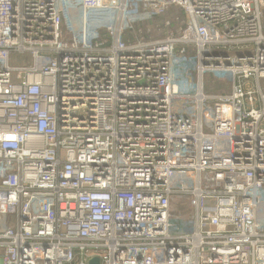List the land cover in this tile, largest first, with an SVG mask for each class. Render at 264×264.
Returning <instances> with one entry per match:
<instances>
[{"label":"built area","instance_id":"2783aa9c","mask_svg":"<svg viewBox=\"0 0 264 264\" xmlns=\"http://www.w3.org/2000/svg\"><path fill=\"white\" fill-rule=\"evenodd\" d=\"M94 258L264 264V0H0V264Z\"/></svg>","mask_w":264,"mask_h":264},{"label":"rangeland","instance_id":"374dc122","mask_svg":"<svg viewBox=\"0 0 264 264\" xmlns=\"http://www.w3.org/2000/svg\"><path fill=\"white\" fill-rule=\"evenodd\" d=\"M26 59V57H21V56H17L15 57V60L19 61V63L21 64L22 62H24V60ZM206 85H207V88L210 89V91L212 93H222L224 92V89L222 85H219V84H214L210 81H206ZM263 215H261V217H259V219H262Z\"/></svg>","mask_w":264,"mask_h":264},{"label":"water","instance_id":"95a60500","mask_svg":"<svg viewBox=\"0 0 264 264\" xmlns=\"http://www.w3.org/2000/svg\"><path fill=\"white\" fill-rule=\"evenodd\" d=\"M89 264H101V261H100L99 258H94V259H92V260L90 261Z\"/></svg>","mask_w":264,"mask_h":264}]
</instances>
